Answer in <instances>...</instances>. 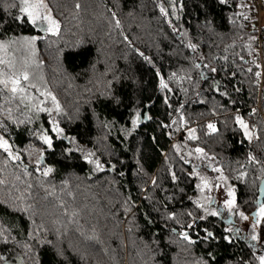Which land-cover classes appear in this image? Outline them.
<instances>
[{
    "label": "trees",
    "instance_id": "obj_1",
    "mask_svg": "<svg viewBox=\"0 0 264 264\" xmlns=\"http://www.w3.org/2000/svg\"><path fill=\"white\" fill-rule=\"evenodd\" d=\"M13 2L16 0H0V21H6V26L0 27V39L33 35L40 39L36 41L35 63L29 64L31 51L21 44L23 39L7 48L10 56L6 60L14 70L29 72L30 79L21 83L34 101L42 98L31 85L55 93L63 113L53 116L64 129V138H56L55 151L46 153L43 163L57 169L49 177L36 173L31 161L37 153L22 155L20 163L5 164L6 154L0 152V179L5 181L0 184V256L4 257L0 264L4 260H9L8 264H196L197 258H207L209 251L216 256L215 264L239 258L256 264L246 238L249 229L234 215L230 216L234 227L224 222L223 214L212 216L210 211L204 221L196 220L198 228L208 227L221 238L211 247L203 243L188 247L178 236H173V243L164 241L168 229L178 227L175 222H167L165 227L167 211L175 212L185 225L189 220L186 210L194 217L204 214L188 199L202 194L195 188L197 179L187 176L193 165H200L197 171L210 180L219 175L207 167L208 160L195 155L186 156L190 162L184 164L174 144L181 146L182 153L199 145L213 164L222 166L228 183L235 186L237 211L251 215L258 206L264 172L261 164L250 163L246 156L251 151L264 163V120L257 110H250L258 100L264 110V75L261 89L255 75L258 55L264 67V42L258 54L256 30L248 26L257 18L252 0H229L223 5L219 0H55L51 5L61 25L55 34H43L35 26L13 21L18 9L5 8ZM173 2L176 16H163L157 5L171 13ZM237 4L245 7L237 8ZM83 11L88 13L86 21L82 20ZM205 20L211 21V26L205 25ZM261 33L264 35V26ZM189 43L197 47L189 48ZM0 68L8 70L7 65ZM157 70L171 91L160 87ZM110 81L111 90L122 97L118 105L100 97ZM224 91L228 96L220 94ZM165 96L170 106L164 104ZM0 102L5 108L15 107L19 99L12 100L0 85ZM176 108L182 109L188 127L197 128V140H185L187 132L179 125ZM137 112L151 119L141 115L133 129L131 118ZM237 113L250 125H257L258 139L249 143L243 137L234 122ZM48 117L47 112L39 113L36 127L49 128ZM173 117L177 118L175 124ZM105 121L115 123L105 128ZM209 121L216 123L217 133L205 134ZM161 122L170 126L171 135ZM13 131L16 144L23 149L29 143L27 128L15 134L13 126ZM68 137L76 138L84 154L99 157L104 168L93 171L94 165L83 161L78 152L63 158L61 150L74 147ZM33 143L36 148L41 146ZM137 159L142 170L137 169ZM21 165L29 166V175H24ZM170 167L179 177L176 187L185 191L165 202L164 188L174 195L173 184L167 179ZM240 171L246 175L238 180ZM25 206H31L27 213L21 210ZM146 213L154 224L146 223ZM40 225L46 231L36 235ZM239 225L243 230L230 233L234 237L231 242L222 239L229 234L225 229ZM89 236L93 238L89 240ZM49 240L52 245L46 243ZM153 241H159V246ZM53 245L65 249V258L56 256Z\"/></svg>",
    "mask_w": 264,
    "mask_h": 264
},
{
    "label": "snow or ice",
    "instance_id": "obj_2",
    "mask_svg": "<svg viewBox=\"0 0 264 264\" xmlns=\"http://www.w3.org/2000/svg\"><path fill=\"white\" fill-rule=\"evenodd\" d=\"M229 0H219L220 4H227ZM77 8H79V4L76 5ZM157 7L159 8L160 13L168 17L171 15L172 17L176 16L177 12V6L173 2L171 7V13L168 12L167 9L162 4H158ZM237 8H243L245 5L243 4H237ZM6 10L8 8H17V14L12 17L13 21L20 22L21 24L27 23L30 26H40L42 27L44 32L49 33H57L60 29V21L57 20L51 12V9L49 8L48 4L46 3V0H16V2H13L11 5H5ZM180 8H183V4L180 5ZM111 11V10H110ZM236 15H243V13H237ZM112 17L116 20V26H120V21L116 17V12L112 11ZM169 24H171V20H169ZM204 24L207 26H211V21L205 20ZM6 26V21H0V27ZM173 32L176 31L175 28L172 29ZM17 39H23L25 41L26 46L32 45L35 41L40 39L39 36H25L21 38L17 37H6L4 39H0V51L6 50L11 44L16 43ZM127 37H125V40ZM189 48L195 49L197 45L195 44H188ZM139 52V50L137 49ZM140 55L143 56V53H140ZM145 61L151 63V60L149 57L144 56L143 57ZM241 59H243L241 57ZM42 63V62H41ZM0 65H7V71L5 69L0 68V85L3 86V90H7V92L10 94L12 100L19 99V103L16 104L15 107L9 106L5 108L3 106V102H0V152H3L6 154V159L4 161L5 164L9 162L14 163H20L22 155H28L31 157L33 153H37V158L34 161H31L33 164L36 173L39 174V176L42 177H49L50 174H53L57 169L54 164H48L45 165L43 161L46 159V153L49 151H55V143L54 141L56 138H64V129L60 127L58 119L54 118L53 113L61 114L63 113V108L60 104V102L57 100V97L50 91L41 92L40 95L45 98H50L52 102V107H46L44 100H39L37 103L33 100V97L28 93V89H26L22 83L21 80L28 81L30 79V74L28 71H16L14 70L13 64L9 60H5L0 58ZM196 67H201V65L197 64ZM257 68L260 66L257 64ZM211 71L216 72V68H212ZM248 71H251L249 69ZM175 76V74H172ZM257 77H260L261 73L257 71L255 73ZM157 76H160L159 70H157ZM190 79V77H189ZM115 80V77H114ZM113 82H109V86L105 88L100 93V97L104 100H111L114 104H120L122 103V97L119 95H116L111 90V84ZM159 85L161 88L167 89L171 91V89H168V85L165 83V80L162 76H160ZM31 87L36 88V91L39 92L40 89L36 87V85H31ZM187 91V90H185ZM216 91L219 92L220 89L217 86ZM222 96H228V92L224 91L220 93ZM164 104L169 105V99L167 96L164 98ZM10 103V102H9ZM229 103H232L230 100ZM21 106H23V111H21ZM175 111L177 113H180L179 115V125L181 128H185L187 135L185 137V140H192L195 141L198 139L196 132L197 128L195 127H188V121L185 119V116L182 113L181 108H176ZM255 109L252 110V113H255ZM47 112L49 113L48 117V124L49 128H44L43 125L40 127H36V120L38 119L39 113ZM93 113L99 121V114L95 113V110L93 109ZM144 115V119H151L150 116L146 114H141L137 112V114L133 115L131 118V123L133 126V129L139 124L140 122V116ZM77 118L79 119V115H77ZM177 122V118H172V123L175 124ZM235 124L242 130V135L244 138L247 139L249 143L252 142L253 138L256 137L259 138V131L257 129L256 124H249L244 118L239 115L238 113L234 117ZM115 121H105L103 122V126L105 128H110L113 126ZM13 126L15 129V134H20L24 132L25 128H27L26 138H28L29 143L24 146L22 149L20 145L16 144L15 142V135L13 131ZM162 127H169V135H171V128L169 125L164 124L161 122ZM133 129H127L128 132H131ZM206 135L217 133L218 128L216 123L209 121L206 125ZM256 130V131H254ZM68 139H71L73 141L74 147L71 148H63L61 150L60 155L68 159L70 154L73 152L81 153V159L83 161H86L90 165H94L93 171H100L104 168V165L101 164L100 158L95 156L93 153L88 152L84 154L83 149L79 147L78 144H76V138L75 137H68ZM155 137H153V140ZM33 141L38 142L41 146L39 148L35 147V144ZM174 149L177 151V155H179L180 160L187 164L190 161L186 159L187 157H192L195 155L197 159H205L208 160L209 163L207 164V167L212 168L214 172H217L219 175L214 178V180H211L206 176L201 174L199 171H197V168L200 167V165H193L192 171L187 173V176L189 178H196L197 183L195 185V188L202 194L206 193V195H200L193 199L192 197H188V199L195 205L197 209L203 210V215H199L197 217L193 216V212L191 210H186L184 212V215L189 217L188 223L185 225L181 220L177 219V214L173 211H167L166 213V224L165 227L167 228V222H175V224L178 227H172L168 229L169 235L164 237V241L166 243H173V236H178V238L185 243L186 246L191 247L196 245L197 243H203L208 245V247H211L212 242L221 239L220 237H217L215 232L212 231L208 227L204 228H198L196 225V220L199 219L200 221H204L209 214V211L212 216H218L220 215L217 208H211V202L213 200V197L211 195L212 189L214 187L220 186L221 183H223V186L226 191V197L223 199L222 203L223 205L228 209L229 213H235L238 214L240 219L243 221H247L249 219V216L244 211H238L236 212L238 205H237V193L235 190L234 185H230L228 183L229 177L225 174L223 168L219 164H213L212 163V157H209L208 154L205 152V149L203 147H200L197 145L194 150H189L186 153L181 152V146L174 144L172 145ZM214 155V154H213ZM247 161L250 163L255 164H261V171L264 172V163H262L261 160L257 159V157L253 154V152L249 151L246 156ZM137 169L142 170V165L140 164L139 159L136 161ZM24 169V175H29V166L28 165H21ZM241 168H243V165H240ZM112 168H115V164H112ZM2 171V170H0ZM246 175L245 171H240L237 173V179H243ZM38 176V179H39ZM18 178V177H17ZM168 181L173 184V194L168 193V189L164 188L163 192L165 193L164 200L165 202L171 201L175 198V196L184 194L185 189L178 188L176 185L179 184V177L176 174V171L174 168L170 167L168 170ZM5 183L3 179H0V184ZM152 184L155 186L157 184L156 177L152 178ZM264 191V189H262ZM31 206H25L21 210L27 213L29 211V208ZM165 209L167 208V204L164 205ZM127 212V209H125ZM252 216V222L250 225H248L249 232L246 236V238L250 241V247L252 250V257L255 259L256 264H264V202H259V206L255 209L254 212L251 213ZM145 220L146 223L151 225L154 224L155 221L151 219V216L149 214H145ZM35 223V221H32ZM193 228H196V232L193 233ZM41 231H46V229L43 228L42 225L37 226L36 229V235H38ZM226 232L229 234L224 235L222 239L226 242H231L234 237L230 234L232 232L239 233L241 229L239 228H229L225 229ZM34 234L31 231V228L29 229V236H33ZM56 235L59 237L61 235L59 229H56ZM93 237L89 236L88 239L91 240ZM5 237V241H6ZM39 243H44L45 241H38ZM159 246V241H153ZM49 245H52V241H46ZM26 248H28V245H25ZM53 249L55 251V254L58 258H65V249L53 245ZM30 250V249H29ZM4 259V257L0 256V260ZM216 256L213 254V252L209 251L207 252V258L205 257H198L196 260V264H215ZM226 264H253L252 259H242L239 258L235 262L233 261H227Z\"/></svg>",
    "mask_w": 264,
    "mask_h": 264
},
{
    "label": "rangeland",
    "instance_id": "obj_3",
    "mask_svg": "<svg viewBox=\"0 0 264 264\" xmlns=\"http://www.w3.org/2000/svg\"><path fill=\"white\" fill-rule=\"evenodd\" d=\"M52 1L55 3V0H46V3L48 4V6H49V8L51 9V12H52V15L57 19V20H59L58 18H57V16H56V14H55V12H54V10H53V8H52V5H51V3H52ZM60 1V0H59ZM61 1H63V0H61ZM61 3V2H60ZM61 5H63V4H61ZM83 14H84V19H82L83 21H86V20H88L87 19V17H88V13L86 12V11H83ZM94 20H97V17L96 16H94ZM74 20H78V19H76V18H73ZM259 22L261 23V25H263L264 26V8H261V11H260V13H259ZM38 30H40L41 32H43V34L44 33H49V32H44L43 31V29H42V27H40V26H35ZM49 34H53V33H49ZM21 44L23 45H26L25 44V41H22L21 42ZM29 46V48H30V51H31V54H30V59H29V64H33V63H35V54H36V52H37V48H36V41L32 44V45H28ZM32 49V50H31ZM7 56H10V54H9V52L7 51V49L6 50H4V51H0V58H2V59H7ZM46 90L45 89H40V93L41 92H45ZM54 95H55V93L54 92H52ZM56 96V95H55ZM40 97L42 98L41 100H44V102H45V106L47 107V106H49V108H51L52 107V102H51V99L50 98H45V97H43V96H41L40 95ZM57 97V96H56ZM74 99V98H73ZM57 100L59 101V99L57 98ZM60 102V101H59ZM55 113V112H54ZM211 181V180H210ZM263 193V192H262ZM201 195H206V193H204V194H201ZM211 195H212V197H213V200H212V208H216L217 206H219V207H221V209H222V214L223 215H225L224 217H230V216H232V215H234L236 218H238L239 217V215L238 214H235V213H229V211H228V209L223 205V203H222V201H223V199H225V198H227L226 197V191H225V188H224V186H223V183H221L220 184V186H218V187H214L213 189H212V193H211ZM258 207V206H257ZM217 209H218V207H217ZM236 212H238L237 210H236ZM248 215V214H247ZM249 216V219L247 220V221H243V220H241L240 219V217L238 218V220H240L241 222H242V224L244 223V224H246L247 225V227H248V225H250L251 224V222H252V217H251V215H248Z\"/></svg>",
    "mask_w": 264,
    "mask_h": 264
},
{
    "label": "built area",
    "instance_id": "obj_4",
    "mask_svg": "<svg viewBox=\"0 0 264 264\" xmlns=\"http://www.w3.org/2000/svg\"><path fill=\"white\" fill-rule=\"evenodd\" d=\"M252 2L254 3L256 10H257V18L256 21L254 23H249L248 26L255 28L256 30V35H257V43H258V54H261V45L264 42V35L261 33V28L263 25H261V23L259 22V13L261 11V8H264V0H252ZM258 59H259V72L261 73L260 77L256 76V82L258 84V88L261 89V85H262V81H263V75H264V67L262 65V61H261V56L258 55ZM255 109L258 111L259 115L263 118L264 120V110L261 107L260 101L258 100V102L253 105L251 107V111Z\"/></svg>",
    "mask_w": 264,
    "mask_h": 264
},
{
    "label": "flooded vegetation",
    "instance_id": "obj_5",
    "mask_svg": "<svg viewBox=\"0 0 264 264\" xmlns=\"http://www.w3.org/2000/svg\"><path fill=\"white\" fill-rule=\"evenodd\" d=\"M262 202H264V200L262 201ZM259 206V205H258ZM218 207V211H219V213H220V215L222 214V209H221V207H219V206H217ZM225 215H223V219H224V222L225 223H232V226L234 227V225H235V221H233L232 219H231V217H224ZM242 226H244V229H246L247 228V225L246 224H241ZM237 228H239V229H241V230H243V228L239 225V226H237Z\"/></svg>",
    "mask_w": 264,
    "mask_h": 264
},
{
    "label": "water",
    "instance_id": "obj_6",
    "mask_svg": "<svg viewBox=\"0 0 264 264\" xmlns=\"http://www.w3.org/2000/svg\"><path fill=\"white\" fill-rule=\"evenodd\" d=\"M262 189H264V178L261 180L259 190H258L259 191L258 205H259V202H262L264 200V191H262ZM8 261L9 260H4V264H8Z\"/></svg>",
    "mask_w": 264,
    "mask_h": 264
}]
</instances>
